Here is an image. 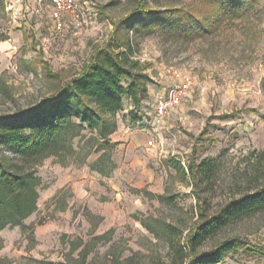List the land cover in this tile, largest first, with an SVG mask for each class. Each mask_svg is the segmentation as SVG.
Here are the masks:
<instances>
[{
    "label": "rangeland",
    "instance_id": "rangeland-1",
    "mask_svg": "<svg viewBox=\"0 0 264 264\" xmlns=\"http://www.w3.org/2000/svg\"><path fill=\"white\" fill-rule=\"evenodd\" d=\"M78 1L87 22L60 31L50 17V0H0V112L38 101L78 72L96 46L124 49L117 47L123 36L154 90L142 102L143 114L153 112L156 91L180 76H189L191 87L158 133L117 113L133 146L115 141L116 167L109 175L88 166L95 153L86 163L48 156L37 164V209L23 220L27 227L0 230V264H173L202 214L255 184L256 157L264 178V0H241L238 17L190 34L167 23L126 27L121 21L139 0ZM145 1L160 11L209 6L199 0ZM137 136L143 144L135 142ZM212 158L210 182L188 172L191 163ZM80 179L85 195L72 186ZM233 234L244 236L249 249L228 252L220 264H264V211L227 224L200 249Z\"/></svg>",
    "mask_w": 264,
    "mask_h": 264
},
{
    "label": "trees",
    "instance_id": "trees-1",
    "mask_svg": "<svg viewBox=\"0 0 264 264\" xmlns=\"http://www.w3.org/2000/svg\"><path fill=\"white\" fill-rule=\"evenodd\" d=\"M199 2L207 3L208 10L174 7L160 11L139 0L121 22L133 30L167 23L173 31L190 34L198 26L206 28L213 22L238 17L242 7L241 0ZM114 28L116 31L119 26ZM117 38V47L123 45L124 49L117 50L110 43L96 46L78 72L38 101L0 112V230L28 226L23 220L37 209L40 177L36 165L44 158L54 156L64 163L73 157L86 163L88 156L95 153L96 157L88 163L92 170L109 175L115 169L112 153L117 142L111 134L118 128L116 115L128 101L131 107L126 115L132 122L140 120L150 81L149 73L133 56L132 42L124 36ZM262 154L264 158V151ZM255 159V184L214 212L201 213L200 220L178 247L181 257L173 264H220L228 252L249 249V242L240 234L226 236L208 249L200 246L227 224L264 211V178L261 180L263 173L258 166L261 161L259 157ZM215 169L216 158H212L191 163L188 172L199 182L208 183ZM256 248L251 250L262 252Z\"/></svg>",
    "mask_w": 264,
    "mask_h": 264
},
{
    "label": "built area",
    "instance_id": "built-area-1",
    "mask_svg": "<svg viewBox=\"0 0 264 264\" xmlns=\"http://www.w3.org/2000/svg\"><path fill=\"white\" fill-rule=\"evenodd\" d=\"M50 17L56 29L62 31L67 27L81 28L86 22V15L78 0H50ZM191 87V79L187 75L180 76L178 81L156 93L152 113H144L140 120L133 122L147 127L151 132H159L160 123L170 111L181 104ZM148 144H153L148 139Z\"/></svg>",
    "mask_w": 264,
    "mask_h": 264
},
{
    "label": "crops",
    "instance_id": "crops-1",
    "mask_svg": "<svg viewBox=\"0 0 264 264\" xmlns=\"http://www.w3.org/2000/svg\"><path fill=\"white\" fill-rule=\"evenodd\" d=\"M153 91L154 90L151 89V87H148L149 96H152ZM160 91H156V93H158ZM130 107H131V104H130V102L127 101V103L124 105V108L121 110L122 116L124 117L125 121H127V123L128 122H132L129 119V117L126 115L128 110L130 109ZM121 123H123V122H121ZM125 127H126V125L124 123H123V126H121V127L118 125L117 130L111 134V138H112L113 141H117V142H120L123 145H127V147L128 146H133V140H131V139L129 140V138H128L129 134L125 132L126 129H124V130L122 129V128H125ZM127 127H129V126H127ZM142 128L144 129V127H142ZM135 142L143 144L144 143V138L142 136H137L135 138ZM65 178L67 180H70L72 178V176L67 175ZM82 181L83 180L80 179V180H75V181L72 182L73 189L75 190V193L78 194V195H85V193H83V191H80V183Z\"/></svg>",
    "mask_w": 264,
    "mask_h": 264
}]
</instances>
